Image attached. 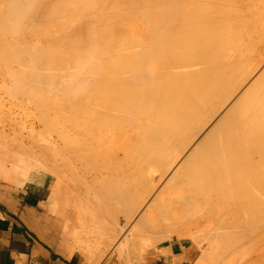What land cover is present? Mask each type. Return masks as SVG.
<instances>
[{
  "label": "bare ground",
  "instance_id": "obj_1",
  "mask_svg": "<svg viewBox=\"0 0 264 264\" xmlns=\"http://www.w3.org/2000/svg\"><path fill=\"white\" fill-rule=\"evenodd\" d=\"M116 1L0 0L7 88L58 134L51 165L40 162L55 178L67 167L97 207H112L108 218L93 214L106 235L121 210L156 234L134 243L137 259L170 240L167 264H264V0H118L110 9ZM101 146L109 157L97 155ZM96 164L106 173L80 174ZM127 239L115 243L121 255Z\"/></svg>",
  "mask_w": 264,
  "mask_h": 264
},
{
  "label": "rangeland",
  "instance_id": "obj_2",
  "mask_svg": "<svg viewBox=\"0 0 264 264\" xmlns=\"http://www.w3.org/2000/svg\"><path fill=\"white\" fill-rule=\"evenodd\" d=\"M108 1L111 2V1H114V0H111V1L108 0ZM234 1L231 0V3L233 2V3H236V4H240V3H237L238 0H236L235 2ZM249 1L250 0H246L245 3H247V5L249 3L251 4V2H249ZM255 1L256 0H253L254 3H255ZM239 2H241L242 5H243V2L244 1H241L240 0ZM260 2H262V1H260ZM116 3H118V0L116 1ZM116 3L111 4L109 7H111L112 5H117V6L119 5V6H121L120 3H118V4H116ZM242 5L240 4V6H242ZM117 6H114V9H116ZM119 6L117 8H119ZM109 7H108V9H109ZM242 7L245 8V5H243ZM110 9H113V6ZM58 21L56 20L55 22H58ZM55 22L52 24L53 25L51 27L52 30L56 29V27L54 28V26H57L58 25ZM55 24H57V25H55ZM38 33L39 32H37V34ZM79 33H81V34L82 33H85L84 36H87L86 33H88V31H86V30L84 32L83 31H79ZM38 36H40V37H38ZM42 37L43 36L41 35V33H39L37 35V37H35V38L37 40H39L40 42H43L44 41V38H45L46 42L49 41V40H47L46 37H44V38H42ZM38 38L42 39V41L40 39H38ZM46 42H44V43L47 44L48 42L47 43ZM60 43H62V42H59L58 41V43L56 44V46L61 45ZM59 47L60 46H58V48ZM1 62H2V59L0 60V63ZM1 65H2L3 69L6 70L5 65L3 63H1L0 64V67H1ZM15 66L16 65H14V67ZM2 67L0 68V179L2 181H4V182L7 181L9 183L10 182H16L17 184H24L27 180L34 179V177H33L34 175H37V174H39V175H48L49 176L48 179H50V181L53 183V188L56 189V190L54 189L55 190V193H56V191H58L56 193V200H57V205H59V207H60V214H62L63 211H64L66 213V217H69L70 216L71 222H72V226L71 225L70 226L71 227H74L75 225H79L80 228L82 229V231L88 236L87 239H88L89 242H92L94 245H104L105 251L103 252V254H102V252L101 253L98 252L99 253L97 255L98 258L95 257L96 259H99V256H102L103 257V255L106 254L105 256H108V257H111L112 259H115V264H167V261L168 260L165 257L166 254L163 251V249H164V247L169 246V244L171 243L170 240H164V241H162L160 243H156V244L154 242L150 243L149 246H146L144 248V250H143L144 253H147V254H144L143 255V259L142 260L137 259V258H139L138 255H137L139 253V252H137L139 248L137 247L138 245L136 246V245H134V243L136 241L137 242L138 241H142V239L143 238L145 239V237L148 238V237H151V236H156V234L153 235L152 233H148V230H145L146 228H144V227L142 229L141 228H138V231L136 229H134L132 222H131L132 224L131 223L128 224L127 217H125L126 212L123 211V210H121L120 212L116 213L117 217H116V215L112 214V215H114L116 217L113 220L115 222H118V226L115 224L116 225L115 226L116 228H113L114 221H113V223L111 222V224H109L107 222L108 223L107 227L112 225V228H111L113 230L112 231V234L113 235L114 234L117 235V237L115 235H114V237H112L113 235L111 234L110 231H108V233L110 232V234L112 236L110 234L109 235L108 234L106 235L107 232L105 233V231L103 232L102 229H100V226H101L102 222L101 221H95L97 219L93 218V214L94 213L96 214V218L99 217V216H101L102 214L104 215V217L101 216L102 218H108L106 215L109 216V211L112 210V207L109 206V207L106 208V210L105 209H102L101 210V208L97 207L98 205L96 203L99 204V202H96L95 203V200L97 201V199H99V196L97 195V193H95V195H97V199H96V196L92 193L94 191H92V190L89 191V189L87 190L86 189L87 187L83 186V184H82L83 182L82 183H78L77 181L71 180V178H70V181H69L68 180V177H65L64 176L65 172H68L69 173V171H68L69 169L67 167H65V168L63 167L62 173L64 172V174H61V176H63L61 178H58L59 176L55 178V176L52 175L51 171H49L47 169L45 170L46 167H44L43 164H45L47 162V163H49V165H51V163H52L51 162V160H52V157L51 156L52 155H51L50 148L53 147V145L55 144L54 143V139H57L58 138V136H57L58 134L55 131L52 132V130L51 131L48 130L49 127L45 128V126L43 124V120L41 122V120L39 119V116H38L39 115L38 113H40V112L37 111L36 106L32 103V101H30L31 99L29 100V97L27 98V95L21 96L18 92H15L14 91V88H13V90L11 88V90L13 92L10 90V88L9 89L7 88L8 85H9L8 82L11 81V79H10L11 77L8 76L9 73L7 75V77H9V78L5 77L6 75H3L2 76L1 73H5L4 72L5 70L2 71L3 70ZM263 69H264V62L261 63V66L259 67V69H258L257 72H261ZM7 70H9V67H8ZM251 78L247 80V84L250 83ZM11 83H12V81H11ZM11 83H10V86L12 85L11 87H14V85L11 84ZM246 85H244V86H246ZM58 95H57V97H59ZM57 97L56 98L53 97V98L56 100ZM61 98H62V96H61ZM59 99L60 98L57 99L58 101L56 100L58 103L60 102ZM28 101H29L30 104L28 103ZM52 115H54V114H51V116ZM60 116H62V115H60ZM60 116L59 115H56L57 119H58V117L60 118V120L58 119L59 123L57 122L58 123V127L61 126V128H62V126L64 127L67 124V126H66L67 128L66 129H68V122L66 121L67 118L65 116H64V118H62ZM53 117L55 118V116H53ZM50 120L52 121L51 117H50ZM64 121H66V122H64ZM61 122H62L63 125L61 124ZM114 130H113V132H115ZM113 134L114 133H112V136H110L111 134L110 135H107L106 140L104 138V140L106 142L103 140L102 142H105V144H103L101 142L102 145H106L107 142H108L109 144H107V145L109 146V148L111 147L110 144L111 145L113 144V146H114L115 145V141L114 140H110L111 137H114ZM108 136H110V138ZM107 138L109 140H107ZM113 139H115V137ZM21 140H23L24 145H25L24 146V148H25L24 150H26L25 151L26 152L25 154L23 153L24 151L21 152L23 150V147L19 144V142H21ZM57 143H58V145H60V147H62V145H63V144H61V143H63L62 141L58 140ZM101 143H97V145L95 147H98V145H100ZM18 146H20V148H18ZM108 146H107V148H108ZM26 147H28V148H26ZM103 147L104 146H101V148H100L101 150L100 151H98L99 149L97 150V148H96V152L98 153L97 155L98 156H101L106 151V153L109 152V154H108V157H109V155H110V151L109 150L110 149L103 148ZM21 148H22V150H21ZM113 148L114 147H112V150H114ZM28 149H32L31 151L29 150L30 151L29 153L31 155L28 153ZM47 150H48V152H50V154L48 152H46ZM102 150H103V153H102ZM112 150H111L112 154L115 153V150L114 151H112ZM20 153H23V154H20ZM27 153H28V155H27ZM44 153H46V156H44ZM48 154H49V156H48ZM106 156H107V154H106ZM34 157H35L36 160H39V161H36L34 159ZM45 157H46V159H45ZM104 157H105V155H104ZM104 157L102 156V160H104L103 159ZM108 157L106 158L107 160L109 159ZM113 158H114L113 155L110 156L111 164H112V162L115 163V160L114 161L111 160ZM40 159H43L42 161L44 163L42 161L40 162ZM98 160L101 161V157ZM36 162H38V163H36ZM107 162L109 164V161H107ZM100 164H101V166H104V167L107 166V165H105L106 162H105V164H102L100 162ZM111 164L109 165L110 167L112 165L115 166V164H112V165ZM96 165L98 166V168H95L94 170L91 169V168L90 169L87 168L88 171L87 170L86 171L83 170L82 172H80L81 170L79 169L80 170L79 172H80V174L82 173V176L85 174L83 177H85V179H88V177H92L94 175L92 171L95 172L97 169H99V171H102V172L99 173L97 171L98 173L95 172V175H100V174L102 175V173H104V174L106 173L104 171H105L106 168L109 167V166H107L105 169L103 168L104 169L103 170L101 166H99L98 164H96ZM78 166H80V165L78 164ZM113 166H112V168H114ZM92 168H94V166H92ZM111 170H113V169H109L108 171H111ZM87 173H89V174H87ZM90 174H93V175L91 176ZM95 175H94V177H95ZM64 177L67 178V179H65ZM58 188H60L61 191L57 190ZM85 189H86V194L84 195ZM64 190L66 192L65 195L63 194V191ZM91 193L94 196H92ZM87 195H89V196H87ZM91 198H94L93 199L94 202L92 201ZM88 199H89V201H88ZM90 201L93 203V205L95 204L94 206H95V209L96 210L94 209V207H91L93 205H92V203ZM98 208L100 209L101 212H99V209ZM107 209L109 211L107 213H105L107 211ZM93 211H95V212H93ZM69 212H71V213L69 214ZM98 212L100 213L99 216H98ZM91 213H92V215H91ZM93 219H95V220H93ZM99 219H100V217H99ZM97 222L98 223L101 222V223H99L100 225L99 224L98 225H95V224H97ZM180 223L181 222L179 221L178 225ZM104 224L105 225H102V226H104V228H105L106 223H104ZM95 227H97V228H95ZM107 227L105 229L108 230L110 227H108V228ZM104 228H103V230H105ZM130 229L132 231H130ZM143 230H145V231H143ZM115 231L118 234L115 233ZM146 231H147V234H149L150 236L149 235L147 236V234H145ZM139 232H140V235H138ZM101 233H104V234H101ZM123 235L124 236H127V238H128L127 239V244H129V245L125 244V246H123V252H122L123 255H121V254L118 253V248L116 246L117 244H115V243L118 242V238H119V240L120 239H123L124 238ZM108 236H111L113 240L111 239V237H108ZM114 239H115V241H114ZM109 240H110V242H109ZM138 243H140V242H138ZM138 243H136V244H138ZM190 247H191V245L189 247H187L186 249H189ZM175 253L176 254L180 253V250H177L176 249L175 250ZM170 260H171V257L169 258V261ZM168 264H170V263L168 262ZM182 264H191V263L189 261H186V262H183Z\"/></svg>",
  "mask_w": 264,
  "mask_h": 264
},
{
  "label": "crops",
  "instance_id": "obj_3",
  "mask_svg": "<svg viewBox=\"0 0 264 264\" xmlns=\"http://www.w3.org/2000/svg\"><path fill=\"white\" fill-rule=\"evenodd\" d=\"M33 177L24 184L0 179V264H115L106 254L94 260L87 253L95 247L103 254L105 247L60 214L48 175Z\"/></svg>",
  "mask_w": 264,
  "mask_h": 264
}]
</instances>
